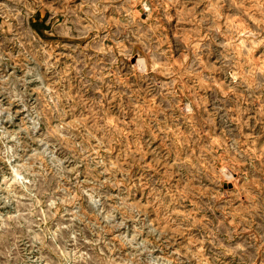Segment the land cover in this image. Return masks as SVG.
<instances>
[{
    "label": "rangeland",
    "instance_id": "1",
    "mask_svg": "<svg viewBox=\"0 0 264 264\" xmlns=\"http://www.w3.org/2000/svg\"><path fill=\"white\" fill-rule=\"evenodd\" d=\"M0 264H264V0H0Z\"/></svg>",
    "mask_w": 264,
    "mask_h": 264
},
{
    "label": "bare ground",
    "instance_id": "2",
    "mask_svg": "<svg viewBox=\"0 0 264 264\" xmlns=\"http://www.w3.org/2000/svg\"><path fill=\"white\" fill-rule=\"evenodd\" d=\"M143 7L145 8V6H143ZM138 8H140L141 10L144 11V9H143L141 6H139ZM144 14H145V13H144ZM238 34H239V33H238ZM242 44H243V43H242ZM246 49H247V48H246ZM133 58H134V57H133ZM130 59H131V58H130ZM136 59H137V58H136ZM141 59H142V58H141ZM138 61H140V59H138ZM142 61H143V60H142ZM142 61H141V62H142ZM137 65H138V64H137ZM135 66H136V65H135ZM139 66H140V65H139ZM155 67H156V66H155ZM138 68H139V67H138ZM140 68H141V67H140ZM140 68H139V69H140ZM139 69H138V70H139ZM141 69H142V68H141ZM144 69H145V68H144ZM177 69H178V68H177ZM136 70H137V69H136ZM141 71H142V70H141ZM196 83H197V82H196ZM189 96H190V95H189ZM229 163H230V162H229ZM219 167H221L220 164H219Z\"/></svg>",
    "mask_w": 264,
    "mask_h": 264
}]
</instances>
